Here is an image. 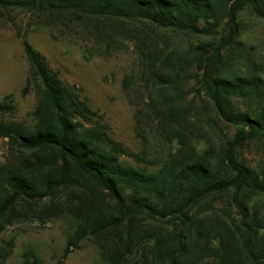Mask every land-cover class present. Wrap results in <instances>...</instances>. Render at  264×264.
Wrapping results in <instances>:
<instances>
[{
	"label": "trees",
	"instance_id": "1",
	"mask_svg": "<svg viewBox=\"0 0 264 264\" xmlns=\"http://www.w3.org/2000/svg\"><path fill=\"white\" fill-rule=\"evenodd\" d=\"M246 7L264 20V0H0V10L124 18L218 37L186 56L149 52L153 88L175 95L153 109L170 141L182 145L187 138L177 125L187 114L175 91L193 70L206 126L234 129L219 143L201 141L200 152L179 148L157 166L141 165L79 90L23 39L36 105L27 126L5 120L13 111L9 96L0 103V138L26 154L0 164V234L25 221L67 218L70 246L89 240L100 264H264V73L221 67L223 53L237 49ZM250 146L254 165L245 156ZM12 248V242L0 248V261ZM22 264L38 261L25 255Z\"/></svg>",
	"mask_w": 264,
	"mask_h": 264
},
{
	"label": "rangeland",
	"instance_id": "2",
	"mask_svg": "<svg viewBox=\"0 0 264 264\" xmlns=\"http://www.w3.org/2000/svg\"><path fill=\"white\" fill-rule=\"evenodd\" d=\"M238 19L237 49L223 53L221 67L237 73L250 65L251 72L264 73V20L247 7ZM216 38L178 33L124 18L107 20L70 14L48 17L35 11L0 10V103L9 96L8 103L13 107L4 118L27 126L33 121L36 97L27 83L28 63L21 44L24 39L64 82L79 90L90 109L102 116L111 137L137 157L141 165L157 166L179 148L200 152L204 149L201 141L219 143L234 129L218 125L211 130L206 126L203 96L196 73L190 70L175 91L187 114L186 124L177 125V129L187 139L182 145L171 142V136L158 124L153 105L160 108L163 97L172 99L175 95L170 90L160 92L153 88L148 78L149 60L153 58L149 52L156 51L160 59L170 53L186 56L194 45L214 44ZM245 153L247 162L254 165V148L247 147ZM11 154L26 155L0 138V164L12 158ZM127 161L134 164V160ZM223 202L217 197L214 204L220 208ZM261 205L264 210V200ZM72 230V221L67 218L9 226L0 234V248L9 242L13 248L0 264H22L25 255L38 264H100L99 251L89 240L78 247L70 246Z\"/></svg>",
	"mask_w": 264,
	"mask_h": 264
}]
</instances>
